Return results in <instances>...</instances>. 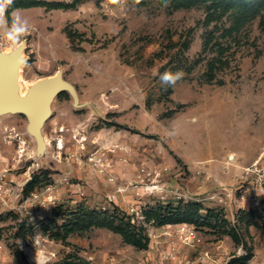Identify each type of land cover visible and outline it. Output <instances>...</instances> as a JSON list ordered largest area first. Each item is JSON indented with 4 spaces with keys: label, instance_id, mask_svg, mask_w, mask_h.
<instances>
[{
    "label": "rangeland",
    "instance_id": "obj_1",
    "mask_svg": "<svg viewBox=\"0 0 264 264\" xmlns=\"http://www.w3.org/2000/svg\"><path fill=\"white\" fill-rule=\"evenodd\" d=\"M13 13L30 26L19 42L0 32V53L23 48L19 94L58 75L71 90L53 100L41 140L25 116L0 115V264H174L170 247L192 261L204 249L234 255L243 247L264 259V199L249 195L258 204L248 219L236 206L251 188L236 175L238 159L254 162L264 149V9L240 33L215 32L228 46L214 81L203 52L215 27L206 24L207 5L13 0L9 25ZM169 70L184 73L170 89L159 80ZM178 202L204 208L199 247L182 244L184 224L142 223L143 212ZM80 209L130 216L149 248L106 229L64 239L62 226Z\"/></svg>",
    "mask_w": 264,
    "mask_h": 264
},
{
    "label": "trees",
    "instance_id": "obj_2",
    "mask_svg": "<svg viewBox=\"0 0 264 264\" xmlns=\"http://www.w3.org/2000/svg\"><path fill=\"white\" fill-rule=\"evenodd\" d=\"M176 8L189 9L199 5H207L208 13L206 24L215 23L213 30L208 31L204 41V53L207 60V76L209 81H214L217 72L221 71L227 60L224 59L226 47L220 44L215 37V32L223 30L225 32L240 33L245 26L264 9V0H172ZM54 8H65L63 4H55ZM228 16V24L221 22L220 19L224 14ZM229 25V27H227ZM184 51L189 49L187 43L183 44ZM209 56V57H208ZM169 88V87H168ZM170 89V88H169ZM32 181L30 184H34ZM204 210L201 204L178 202L176 207H166L163 211L158 207L155 210H149L142 213L143 224L149 226L164 227L168 225L188 224L201 229L200 214ZM245 214V219L254 215V211H241ZM242 213V214H243ZM213 216V211H209V216ZM66 239L76 233H85L92 229H106L122 237L125 244L135 247L139 250L149 248L150 237L140 223H133L129 216L125 220L118 217L110 216L107 212L98 213L80 209L70 218V221L62 226ZM231 237L235 242L240 243L241 239L236 231L231 232ZM244 248V247H243ZM246 255L233 261L232 264H247L252 259V251H245ZM66 264V263H65ZM70 264V263H67ZM71 264H90L88 261L78 258V261Z\"/></svg>",
    "mask_w": 264,
    "mask_h": 264
},
{
    "label": "water",
    "instance_id": "obj_3",
    "mask_svg": "<svg viewBox=\"0 0 264 264\" xmlns=\"http://www.w3.org/2000/svg\"><path fill=\"white\" fill-rule=\"evenodd\" d=\"M22 52L23 48H19L11 54L0 53V115L25 116L28 133L41 140V131L52 114L53 100L60 93L70 91L71 86L58 75L41 81L21 96L19 71L24 62Z\"/></svg>",
    "mask_w": 264,
    "mask_h": 264
},
{
    "label": "built area",
    "instance_id": "obj_4",
    "mask_svg": "<svg viewBox=\"0 0 264 264\" xmlns=\"http://www.w3.org/2000/svg\"><path fill=\"white\" fill-rule=\"evenodd\" d=\"M246 178V183L251 185V190H254L260 197H264V149L258 159L249 167L244 169L243 176ZM249 189V188H247ZM181 231L184 234L182 237V244L184 246H200L203 241L197 234V229L190 225H182ZM246 255L244 249H240L236 254L230 255L222 252L220 249H204L200 252L199 257L192 261L189 259H182L175 247H170L166 251L165 258L172 261L174 264H232L236 259Z\"/></svg>",
    "mask_w": 264,
    "mask_h": 264
},
{
    "label": "clouds",
    "instance_id": "obj_5",
    "mask_svg": "<svg viewBox=\"0 0 264 264\" xmlns=\"http://www.w3.org/2000/svg\"><path fill=\"white\" fill-rule=\"evenodd\" d=\"M112 3L120 4L121 7L124 6L126 0H111ZM13 3V0H0V32H2L3 36L12 42H19L21 37L25 36L30 31V26L27 19L21 17L20 15L13 13L11 24L9 25L8 20L6 18V11L8 7H10ZM184 76L183 71L177 70L173 71H165L164 73L159 74V80L161 86L164 88L175 87L178 81L182 80ZM175 135V129L168 132V136ZM40 234H37L33 243L34 246L37 247L40 243L39 241ZM91 259V257H89ZM37 264H42L41 261H38Z\"/></svg>",
    "mask_w": 264,
    "mask_h": 264
},
{
    "label": "crops",
    "instance_id": "obj_6",
    "mask_svg": "<svg viewBox=\"0 0 264 264\" xmlns=\"http://www.w3.org/2000/svg\"><path fill=\"white\" fill-rule=\"evenodd\" d=\"M254 162L251 161V162L243 163V162H240L238 159L237 167L239 169H238L236 175L242 177L243 169H246L247 167H249ZM248 183H251V182L249 181ZM221 191H223V190H221ZM225 191H227V190H224L222 195H225V193H224ZM252 194H255L257 197H260L258 194H256V192L254 190H251L250 187H249V189L243 190L241 199L237 200V205H236L237 211H240V210L249 211L250 209H253V206H256L258 204V203L252 202V200L249 198L250 197L249 195H252ZM223 199L224 198H222V200ZM260 199H264V197H260ZM256 254H257V256L253 257L252 260L249 261L250 264H264V259L259 260V258H258L259 253H256Z\"/></svg>",
    "mask_w": 264,
    "mask_h": 264
},
{
    "label": "bare ground",
    "instance_id": "obj_7",
    "mask_svg": "<svg viewBox=\"0 0 264 264\" xmlns=\"http://www.w3.org/2000/svg\"><path fill=\"white\" fill-rule=\"evenodd\" d=\"M21 78H20V76H19V80H20ZM22 96H24V95H22ZM233 156V158L231 159V160H233L234 159V155H232Z\"/></svg>",
    "mask_w": 264,
    "mask_h": 264
}]
</instances>
